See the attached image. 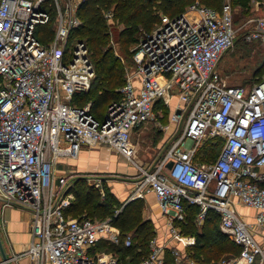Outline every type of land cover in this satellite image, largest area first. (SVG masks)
Segmentation results:
<instances>
[{
    "label": "built area",
    "instance_id": "1",
    "mask_svg": "<svg viewBox=\"0 0 264 264\" xmlns=\"http://www.w3.org/2000/svg\"><path fill=\"white\" fill-rule=\"evenodd\" d=\"M82 1L0 0V199L32 212L28 255L38 264H121L94 247L101 239L130 245L131 234L122 236L112 216L68 215L74 181L58 175L57 165L85 144L131 158L134 127L154 115L159 101L176 96L168 148L148 164L136 163L134 188L123 201L154 191L172 232L165 241L155 235L139 264H163L167 248L179 263L200 264L170 242L184 249L196 242L175 223L186 219L185 204L199 207L197 225L218 212L222 231L241 246L218 264L256 258L264 264V245L254 233L264 229V75L249 85L229 84L218 68L240 36L264 44V16L238 24L232 0L220 9L194 1L176 15L164 13L142 35L120 96L98 116L91 101H74L96 77L85 40L71 36L82 24ZM103 13L112 22L113 11ZM218 139L217 155L202 159L203 145ZM89 177L104 195V177ZM237 202L256 208L255 222L239 214Z\"/></svg>",
    "mask_w": 264,
    "mask_h": 264
},
{
    "label": "trees",
    "instance_id": "2",
    "mask_svg": "<svg viewBox=\"0 0 264 264\" xmlns=\"http://www.w3.org/2000/svg\"><path fill=\"white\" fill-rule=\"evenodd\" d=\"M200 1L208 6L220 9L224 0ZM249 1L232 0L233 5L240 4L243 6V12L248 11L250 8ZM192 2L194 0H83L79 8L82 24L71 33V36L84 39L88 45L96 71L93 86L98 87V89L93 95H89L91 90L90 92L79 94L74 100L75 103L83 105L91 101L92 110L98 116H102L108 104L120 96L119 88L124 84L126 78L122 81L118 80V85L121 84L120 86H110L102 82L106 75H110L113 72L116 65L115 58L109 51L105 50L104 46L108 41L109 28L113 22H124L126 30L123 35L127 42H131L139 24L149 31L160 20V13H158L157 9H160L163 13L176 15L182 12L187 7V4L189 5ZM104 9L113 11L114 19L112 22L105 18ZM240 37L239 39L243 38L242 36ZM42 39L46 41V37L43 35ZM263 67L264 64L257 66L255 71ZM262 76H256V81L261 79ZM221 144L222 139H218L214 143L211 141L206 142L202 149V159L214 158ZM85 177L76 178L70 187V191L74 194V199L66 213L77 217L95 218L87 215L90 211L89 207L95 206L96 208L90 213L99 215L98 219L112 216L113 223L120 228L122 236H126L130 234V231H133L136 238H132L130 245H125L124 243L115 244L104 239L96 244L94 250L97 247L105 246L107 251L113 250L121 254L118 257L121 264H124V261L126 263V257L129 258L131 264H139L149 254V243L156 233L154 222L142 216L144 199L136 198L126 204L121 203L122 206L118 214L115 215L116 205L119 204V200L113 192L107 190L105 181L103 182L105 194L102 195L101 189L88 183ZM185 210L186 219L177 220L175 223L179 225L182 233L196 236L195 244L187 246V257L194 259L200 264H215V259H218V257L220 259L227 252L234 255L240 253L241 246L233 239L231 240L220 228V214L218 212L215 210L209 211L203 224L197 225L195 219L199 207L193 204H185ZM207 238H210L211 241L207 242ZM163 264L187 263L177 262L171 249L167 248Z\"/></svg>",
    "mask_w": 264,
    "mask_h": 264
},
{
    "label": "rangeland",
    "instance_id": "3",
    "mask_svg": "<svg viewBox=\"0 0 264 264\" xmlns=\"http://www.w3.org/2000/svg\"><path fill=\"white\" fill-rule=\"evenodd\" d=\"M194 1H200V0H194ZM249 5L250 8L246 12H243V6H241L240 4L234 5V9H235L234 18L236 19L238 24H242L248 18H252L256 16H264V0H250ZM157 11L158 13H160V19H161V16L164 13L160 9H157ZM109 30H110V35L108 37L107 43L104 46H105V50L109 51L115 58L116 65L113 69V72L110 73V75H106V78L102 79V82L110 86H115L118 85L119 82L118 80L122 81L124 78H126L128 74H130L134 70L135 68L134 56L137 51V46L140 42L142 35L145 34L147 30L144 29L139 24L137 26L136 32L133 35V40L131 42H127V40H125V36L123 35L124 31L126 30V25L124 24V22L122 21L113 22ZM239 38L237 39L236 44L232 48L227 50L224 53V55L221 57L218 68L224 80L227 83L249 85L256 81L255 78L256 76L264 75V67L262 69L260 68L255 71L257 66L264 64V44L260 41H249L244 38L242 39ZM97 89L98 87L93 86V88L90 89L91 93L89 95L91 94L93 95L97 91ZM176 102H177L176 96L171 97V100H169L167 104H165L163 101H159V103H157V106H155L154 115L147 121L134 127L131 134V141L134 147V152L132 153L131 158L125 155L128 158V160L131 161L129 162L131 166L133 167L136 166V163L148 164L168 148L170 144L169 135L171 133L169 130L172 128L174 129L175 126L174 127L171 126L170 129H166V126L167 124L171 123L170 114L173 111ZM101 145L102 144L90 146L88 144H85L84 146L86 148L88 147L87 149H91L93 147L101 146ZM99 154H101L99 158L101 157L102 158L104 157V159L108 158L106 157V154L105 156H102V154H104L102 150L101 152H99ZM82 157L83 159L81 158L78 160L79 163L84 159L90 160L94 156H92L91 154ZM113 158H114L113 162L115 163V167L114 168L108 167L107 168L108 170L104 171L99 175H102L104 177V181L107 185V190L113 192L116 198L119 200V204L116 205L117 206L116 208L120 209L122 206L121 203L124 204L123 202L124 200L118 197L116 195V192L118 193L120 192L119 190V184H121L120 181H122L124 177L126 176L128 177L129 175L122 173V170L118 168L120 166L118 155L117 157H113ZM79 163L78 162L75 163L74 159L72 160L63 159L57 166L56 172L57 174H63L67 176V178H69V180L72 181H74L78 177L86 176L85 178L87 182L92 184V180L89 179L91 177L89 176H92L99 172H95V171L83 172L79 170L80 167ZM119 196L123 197V193L120 194ZM94 208L96 207L95 206L89 207L90 211L87 215L98 218L99 215L90 213ZM142 216L143 218H147L146 217L147 215H145L144 212ZM162 216L164 217V222H166L165 220H167V217L165 215ZM154 226L156 227L155 224ZM160 229L163 231L161 230L157 231L155 229V231H157L155 233L157 237L160 234L163 235L167 234L169 237L171 236L172 232L170 229L168 228L166 229V223H163ZM261 229L262 228H258V230ZM130 234L132 235V238H136V235L133 231H130ZM256 238L260 239L257 236ZM207 239H208L207 242L211 241L210 238ZM179 247L181 248V246ZM187 248L188 247L186 246L184 249L185 251L183 252L184 254L186 253V256L188 254ZM95 252H99V253L111 252L113 255L117 257L121 255L120 253L114 252L113 250L107 251L105 246L97 247ZM202 252L204 253V251ZM183 253L181 252V256ZM232 257H235V255L233 253L227 252L223 254L220 257V259L219 257L218 259H215L216 260L215 264H218L220 261H223L224 259H229ZM125 260L126 263L124 261V264H131V261L129 260L128 257H126ZM257 262H258V258H256L255 264H257Z\"/></svg>",
    "mask_w": 264,
    "mask_h": 264
},
{
    "label": "crops",
    "instance_id": "4",
    "mask_svg": "<svg viewBox=\"0 0 264 264\" xmlns=\"http://www.w3.org/2000/svg\"><path fill=\"white\" fill-rule=\"evenodd\" d=\"M88 148V147H87ZM85 146L82 147L79 155L76 158L73 157H62L60 158L59 163L63 159L72 160L74 159L75 163H79V159H83L82 156L91 155L94 156L90 160H83L79 163V170L83 172H99L94 175H99L104 171L108 170V167L114 168L115 163L113 157H117L120 162V168L122 173L128 174L129 176L124 177L121 184H119L120 192H116V195L123 200H126L131 194L134 188V179L136 178V174L138 173V169L136 166H131L128 158L120 151L114 150L108 145L96 146L91 149H87ZM102 148V149H101ZM103 151L104 157L99 158L101 154L99 152ZM107 150V151H106ZM98 153V154H97ZM118 153V154H117ZM113 158V159H112ZM59 165V164H58ZM57 165V166H58ZM63 175V174H58ZM70 191V188H69ZM71 192V191H70ZM73 193V192H72ZM123 193V197L119 196ZM74 195V194H73ZM74 199V198H73ZM143 212L148 219H151L156 225L155 229L160 231L161 225L166 223V229H170L168 226V220H165L162 215V209L158 203L157 196L154 191H148L145 195ZM73 201V200H72ZM72 203V202H71ZM236 210L239 214L247 221V222H255L257 210L256 208L243 204L241 202H237ZM70 215V214H68ZM73 216V215H70ZM166 216V215H165ZM77 217V216H74ZM167 217V216H166ZM96 219V218H95ZM156 231V232H157ZM163 231V230H161ZM255 235L260 238L258 239L264 245V229L254 231ZM0 236L2 238L4 248L9 256H13L10 260L11 264H38L35 260H33L27 253L30 242L32 240V212L20 205L17 204H6L0 199ZM169 236L167 234H160L158 236L159 241H165ZM102 240V239H101ZM100 240V241H101ZM172 244L177 246H181V251H185L183 245L180 244L177 240L171 239ZM179 243V244H178ZM95 252V251H94ZM97 253V252H95ZM0 264L3 263V258L0 252ZM45 264H50L49 262H45Z\"/></svg>",
    "mask_w": 264,
    "mask_h": 264
},
{
    "label": "water",
    "instance_id": "5",
    "mask_svg": "<svg viewBox=\"0 0 264 264\" xmlns=\"http://www.w3.org/2000/svg\"><path fill=\"white\" fill-rule=\"evenodd\" d=\"M173 162L172 161H169L168 162V166H172ZM57 182H59V178L57 179ZM0 252H1V255H2V258H3V263L5 264H11L10 260L13 256H9L4 248V244H3V241H2V238L0 236Z\"/></svg>",
    "mask_w": 264,
    "mask_h": 264
}]
</instances>
